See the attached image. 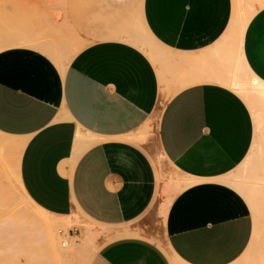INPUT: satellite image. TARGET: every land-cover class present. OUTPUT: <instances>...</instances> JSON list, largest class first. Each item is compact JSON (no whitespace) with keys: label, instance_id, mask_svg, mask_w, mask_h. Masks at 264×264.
I'll use <instances>...</instances> for the list:
<instances>
[{"label":"crops","instance_id":"1","mask_svg":"<svg viewBox=\"0 0 264 264\" xmlns=\"http://www.w3.org/2000/svg\"><path fill=\"white\" fill-rule=\"evenodd\" d=\"M139 11L160 63L124 34L104 37L116 31L60 67L28 48L0 53V134L25 140L22 186L55 217L107 226L84 234L113 233L87 264H264V132L222 79L243 59L264 83V0H141ZM241 11L256 12L240 49L225 35ZM156 114L172 182L140 142Z\"/></svg>","mask_w":264,"mask_h":264},{"label":"rangeland","instance_id":"2","mask_svg":"<svg viewBox=\"0 0 264 264\" xmlns=\"http://www.w3.org/2000/svg\"><path fill=\"white\" fill-rule=\"evenodd\" d=\"M140 4L141 0H0V53L9 49L28 48L43 53L60 67L67 64L89 36L116 31L104 37L124 34L140 49L148 48L152 55L146 53L154 63H160L164 60L163 50L151 40L143 25ZM242 14L243 11L234 15L225 35L226 40L234 38L240 49L239 25L244 21ZM35 44L45 45L52 53L34 47ZM242 63L243 59L230 74L235 82L252 88L251 76L255 75ZM230 87L246 101L252 113L253 110L255 114L260 111L264 116V98L258 97L257 91H251L250 100ZM157 119L158 114L142 132L140 142L143 141L145 146L149 143L152 145L151 158L157 166L158 179L162 176L172 182L171 178L178 175L163 161L152 139ZM0 133L5 134L1 130ZM263 136L260 152L264 161ZM24 141L0 134V264H87L90 255L111 239L113 233L86 235L82 231L83 225L94 231L107 226L83 217H80L82 223L71 218H58L34 205L20 179ZM258 186L263 188L264 195V182ZM260 192H257L258 198ZM167 193L164 190V196ZM262 209L264 211V203ZM61 230L64 231L63 235L58 233ZM69 230L70 236L67 234Z\"/></svg>","mask_w":264,"mask_h":264},{"label":"bare ground","instance_id":"3","mask_svg":"<svg viewBox=\"0 0 264 264\" xmlns=\"http://www.w3.org/2000/svg\"><path fill=\"white\" fill-rule=\"evenodd\" d=\"M256 11H250V12H244L243 11V18L244 21H242V23L239 25V30H240V40H241V44H242V37H243V33L244 30L246 28V25L248 23V21L250 20V18L255 14ZM242 13V11L240 12V14ZM245 14V15H244ZM240 20V19H239ZM239 33V32H238ZM238 36V35H237ZM149 52V51H148ZM151 54V53H150ZM244 62V61H243ZM242 65H245L242 63ZM246 67V66H245ZM250 74V73H249ZM252 74V73H251ZM251 80H252V88L249 87L248 85L245 84H241L240 82H235L234 78L231 76V74L227 75L225 78H222L223 80H225L230 86L234 87L235 89H237L238 91H240V93H242L245 97H248L250 100V94L251 91L256 92V94L258 95V97H262L264 98V83L259 80L258 78H256V76H251ZM252 102V101H251ZM256 116H257V121L259 124V128L260 129V133L261 131H263V127H264V116L260 111H256ZM262 135L264 133H261ZM262 137V136H261ZM264 137V136H263ZM257 146V145H256ZM31 203V202H30ZM70 236V235H69ZM65 246L67 245V243H63ZM57 249V248H56ZM48 251V250H47ZM52 251V250H51ZM53 254V253H52ZM58 257V256H57Z\"/></svg>","mask_w":264,"mask_h":264},{"label":"built area","instance_id":"4","mask_svg":"<svg viewBox=\"0 0 264 264\" xmlns=\"http://www.w3.org/2000/svg\"><path fill=\"white\" fill-rule=\"evenodd\" d=\"M70 232H71V230H69L67 234L70 235ZM58 233H59L60 235H63V234H64V231L61 230V231H58ZM63 245H64V244H63Z\"/></svg>","mask_w":264,"mask_h":264}]
</instances>
